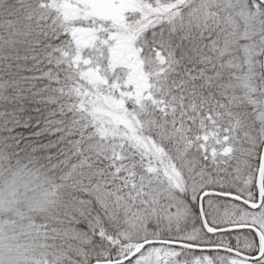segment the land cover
I'll list each match as a JSON object with an SVG mask.
<instances>
[{
  "label": "snow or ice",
  "instance_id": "snow-or-ice-1",
  "mask_svg": "<svg viewBox=\"0 0 264 264\" xmlns=\"http://www.w3.org/2000/svg\"><path fill=\"white\" fill-rule=\"evenodd\" d=\"M0 264H264V0H0Z\"/></svg>",
  "mask_w": 264,
  "mask_h": 264
}]
</instances>
